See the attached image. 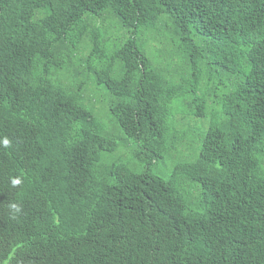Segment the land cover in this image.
<instances>
[{
    "label": "trees",
    "instance_id": "trees-1",
    "mask_svg": "<svg viewBox=\"0 0 264 264\" xmlns=\"http://www.w3.org/2000/svg\"><path fill=\"white\" fill-rule=\"evenodd\" d=\"M4 138L24 258L63 230L117 250L88 264H264V0H0Z\"/></svg>",
    "mask_w": 264,
    "mask_h": 264
},
{
    "label": "clouds",
    "instance_id": "clouds-1",
    "mask_svg": "<svg viewBox=\"0 0 264 264\" xmlns=\"http://www.w3.org/2000/svg\"><path fill=\"white\" fill-rule=\"evenodd\" d=\"M0 143L5 147L10 145L7 138H4ZM14 183H19V181H14ZM10 207L15 209L16 212L20 211L16 204H11ZM58 213L53 214L46 220L48 229H50L51 224L59 225V221H62L63 215H58ZM13 218H15V215ZM5 229L6 227L0 226V264H72L81 257L83 258V264H88L90 260L83 254L87 244H89L94 257L98 258H111L117 251L111 248V243L106 246V240L102 241L101 235L79 239L76 236L67 235L65 231L61 230V235L57 236L58 241H51L39 251L35 250L30 253L29 258H24L17 249L7 247L8 240L4 236ZM101 263L105 264L103 261Z\"/></svg>",
    "mask_w": 264,
    "mask_h": 264
},
{
    "label": "rangeland",
    "instance_id": "rangeland-1",
    "mask_svg": "<svg viewBox=\"0 0 264 264\" xmlns=\"http://www.w3.org/2000/svg\"><path fill=\"white\" fill-rule=\"evenodd\" d=\"M178 118H181V115H178ZM208 118H194L192 120H189L188 123L191 124V126L193 127L194 130H198L201 128V125L203 127V125L206 126L208 125ZM118 153H116L115 155H117Z\"/></svg>",
    "mask_w": 264,
    "mask_h": 264
}]
</instances>
